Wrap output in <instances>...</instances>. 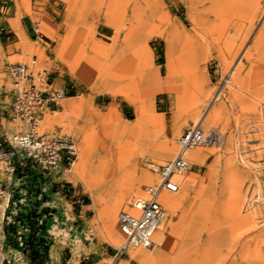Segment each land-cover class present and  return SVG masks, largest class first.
<instances>
[{"label":"rangeland","instance_id":"1","mask_svg":"<svg viewBox=\"0 0 264 264\" xmlns=\"http://www.w3.org/2000/svg\"><path fill=\"white\" fill-rule=\"evenodd\" d=\"M32 2L0 0V85L11 86L10 66L16 62L26 64L35 79L37 72L51 71L65 96L56 115L48 112L54 116L51 123L41 122L40 130L71 140L78 154L73 172L52 174L54 183L10 172L9 161L0 160V191L8 193L0 209V236L10 243L5 253L23 261L30 256L35 264L74 260L76 264H264V115L247 93L250 79L259 76L249 69L257 54L255 36L264 29V0H228L224 8L229 20L220 32H213L212 25L197 24L200 16L194 23L185 8L175 10L181 0H57L54 11L49 4L45 10V0H34L40 10L34 20L43 32L39 38L24 22L26 14H33ZM200 15L213 19L202 10ZM195 25L201 28L196 31L198 39ZM245 33L246 41L232 59L230 50ZM185 34L188 40L182 37ZM198 41L204 48H198ZM169 59L175 76L190 78L186 87L181 79L175 83L185 90L179 98L159 90L163 83L158 80L167 76ZM234 75L241 92L227 82ZM217 89L223 96H215ZM77 96L84 98L82 106L64 105L67 97ZM223 101L224 109L215 112ZM205 102L210 105L202 110ZM141 109L161 117L155 128L173 142L175 153L177 137L187 127L198 124L217 135L194 146L203 151L200 160L188 157L193 180L170 193L179 205L167 208L163 236L154 237L153 246H138L117 258L112 248L121 237L112 242L99 215L102 207L113 203L116 192L102 193L96 201L75 167L82 147L93 153L133 143L131 129L141 130L145 124ZM174 154L150 167L153 178L137 179L135 190L155 182L158 166ZM147 163L141 160V170ZM223 165L234 172L227 182L221 179ZM221 187L246 194L240 206L247 201L248 223L232 219L222 206L225 199L216 208ZM135 196L133 192L129 202L115 211L116 225L118 211L127 209ZM2 199L0 195V203ZM19 235L26 240L22 246L12 243ZM86 254L88 261L83 260Z\"/></svg>","mask_w":264,"mask_h":264},{"label":"bare ground","instance_id":"2","mask_svg":"<svg viewBox=\"0 0 264 264\" xmlns=\"http://www.w3.org/2000/svg\"><path fill=\"white\" fill-rule=\"evenodd\" d=\"M227 1L228 0H181V6L178 8H175V10L180 11L182 8H185V12L187 15L192 14L191 18L194 21V23L197 22V20L195 18L196 15L200 16V17H198L200 22L199 23L197 22V24L202 25V23H203L207 26L212 25L213 26L212 27L213 32H215L216 30L218 32H220L219 30L225 31V28H226L225 25H227L228 20H229L227 15H226L225 8H224L225 3H227ZM251 3H252V1H251ZM249 4H248V6L246 5L247 8L249 7ZM226 6H228V4H226ZM162 8H163L162 5H160L159 9H162ZM201 10L204 12H208L209 15L213 16V19L211 20L207 16H206L207 18L201 17V15H200ZM216 20H219L218 23L220 25L222 24L221 25V27L223 26L222 29L220 28V25L216 23ZM216 26H218L220 29H217L218 27H216ZM199 29H201V28H198V26L195 25L194 37H196V38L198 36L197 30H199ZM209 32H210V30H209ZM247 34L245 33L244 35L240 36V38H238L237 45H234L233 48L230 50L231 52L233 50L232 59L238 54L239 50L241 49V47L245 43L246 38H247ZM178 35H179V33L177 34V36ZM216 35H215V37H218ZM182 37H184V40L189 39L186 34H185V36H182ZM236 39H237V37H236ZM236 42H237V40H236ZM198 43H199V44H197L198 48H204V44L201 41H198ZM254 44H256L255 46L257 48V54H256L254 61L251 59L252 62H250V63H252V64H251V68L249 69V71L253 72L252 74H257L259 76L257 77V79H253V77L250 79V82H251L250 85L251 86H250V90H248L247 93L254 100V102L252 101L253 104L252 103L251 104L254 107H256V104L259 103L258 108L261 110V114L264 115V29L261 28V31H259L257 33V35L255 36V39H254ZM231 52H229V53H231ZM229 58H228V60H229ZM231 61L233 62V60H231ZM231 61H230V63H231ZM228 65H229V63H228ZM171 67H172L171 59H169L167 61V70H168L167 76L163 80L162 79L158 80L159 84L163 83V86H160L159 90H166L168 92H172L175 94V96L177 98H179L184 94L185 90L182 91L183 89L181 90L180 86L178 84L176 85L175 83L179 79H181L182 81H184V85H185V84L189 83L190 78H189V75H184L183 77L175 76L171 72ZM254 68H257V70L255 71ZM231 73L232 72L229 73V77H230ZM228 79H227V82H229V85H232L234 88H236V92L238 90L239 91L243 90L241 87L240 81L237 79V77L235 75L233 77L231 76V80L228 81ZM182 87H186V85L182 86ZM223 93L220 89H217L215 96H219V95L223 96ZM84 102H85L84 98H82L80 96L79 97L78 96L77 97H67L65 99V101H63L64 105H66V104L67 105H75V106H79V107L82 106L84 104ZM251 104H249V105H251ZM209 105H210V102H205V104H203V106H202V110H207ZM223 109H224V101L218 103V107L215 109V112L220 113ZM54 112L56 115V110ZM200 112H201V110H200ZM46 113L47 114H45L43 116V121H41V122L49 124L53 120L54 116L48 115V112H46ZM140 113H141L140 114L141 120L143 119L145 124H143V129H141V130L133 129V128L131 129L132 135L134 137L133 143H131L127 146L117 145L113 149L102 147L101 149L94 151L93 153L88 151L86 149V147H82L81 153L78 156L79 161L75 167V172L79 173L82 176V178L85 181V183L87 184L88 188L93 193L96 201H99L101 199L102 193H108L109 194V193H115L116 192L115 196H114L115 200L113 201V203H110L108 206L102 207L100 209L99 215L101 217L100 219H103V222H104L103 228L107 232L109 239L112 242L117 243V241L119 240L118 238L121 237L119 244H121V242L123 240V236H122L119 228L117 230L118 224L116 225L115 211L117 210V208H119V207L123 206L124 204H126L127 202H129L133 192L136 196H138L142 193V189L141 190H138V189L135 190L136 187H134V184H135V181L137 179L140 178L141 180H145V179L149 180V179L153 178L154 174L150 170V167H156L155 166L156 163L162 162L163 159H165L167 156L175 153V146H174L173 142L168 137H166V135H164L163 132H161V131L157 132V129L155 128L156 124H158V122L162 120L161 117L159 115H155L154 113H145L144 109H141ZM57 114H58V111H57ZM252 115L255 116V114H252ZM256 115H257V113H256ZM93 116L97 117L98 114L93 113ZM209 117H211V114H209ZM262 117H264V116H261V118ZM137 122H138V120H137ZM125 128H126V125H122L120 129L125 131ZM83 134H84V136L86 135L85 133H83ZM210 134L211 135H215V134L217 135V133L212 132V131L210 132ZM73 144H74V142H73ZM74 146L76 147L75 144H74ZM76 150H77V147H76ZM77 154H78V152H77ZM186 156H187V159L189 157V159H191V160H200L203 156V151L200 148L191 147L187 150ZM142 159H144L145 161L148 162L147 168L144 170H141V168H140V164H141ZM75 161H76V159H75ZM75 161H74L69 173L73 172V166L75 164ZM151 162H154V163L152 164ZM227 163H228V161H227ZM7 168H9V167L7 166ZM233 173L234 172L229 169L228 165H225V166L223 165V171L221 172V176H222L221 179H223L224 182H227L229 180V178H231ZM176 178L180 181V189H181L183 184H188L193 180V178H191V176L188 174V170L181 175H177ZM158 180H159V176L155 182H157ZM1 186L3 188H5L6 187L5 182H1ZM170 193H176V192H166V191L163 192L162 200H163L166 208H168V207L177 208L179 205V200L177 198H175L173 195H171ZM5 194L7 195V197ZM243 194L246 195L245 193H241L240 190H238L237 188L233 189V187H232V189H230V188H226V187H221L219 189L218 197L214 200L216 203V208H219V204L220 205L222 204V203H220L221 200L225 199L222 206L225 208L226 211L229 212L232 219H234L236 222L241 223V224L246 223V222L248 223V221L251 220V214L245 213L249 208V207H245L247 205V201H245L243 207L240 206L241 199L244 196ZM0 195L3 198L2 202L0 203V209H2L3 206L5 205L6 201L8 200V193L5 190H1ZM242 212H244V213H242ZM241 213H242V215H241ZM162 223L157 227V229L153 235V238L156 237L157 240H158V238L163 236V234H162L163 230L161 227ZM135 247H138V246H135ZM135 247H131L128 250H131ZM141 255H143V254H141ZM16 262H17V264L22 263V261L19 258H16ZM76 263H77V261L74 260L73 264H76Z\"/></svg>","mask_w":264,"mask_h":264},{"label":"built area","instance_id":"3","mask_svg":"<svg viewBox=\"0 0 264 264\" xmlns=\"http://www.w3.org/2000/svg\"><path fill=\"white\" fill-rule=\"evenodd\" d=\"M36 36H43L40 24L32 25ZM28 66L16 62L10 66L12 99L9 106V117L13 122L20 123L23 128L4 138L0 135V160L9 161L10 172H19L24 176L37 175L50 180V176L70 172L77 157L73 142L58 134L40 130L41 121L46 112H53L65 96L63 88L55 87L51 71L37 72L35 79L32 72H27ZM215 135L194 124L185 128L177 137L178 148L175 155L158 166L159 180L152 184H144L142 193L135 196L129 208L120 209L117 213L118 228L123 236L121 244L113 246L112 256L121 257L127 250L135 246L150 247L154 244L153 235L157 227L167 218L163 192H177L180 181L176 178L190 169L186 152ZM62 190H66L61 179L58 180ZM2 187V186H1ZM19 235L12 243L22 246L25 243ZM0 236V264H17L16 257L5 253V246H10ZM26 246V245H25ZM44 248V244L41 245ZM89 254L83 260L88 261ZM21 264H35L29 256Z\"/></svg>","mask_w":264,"mask_h":264},{"label":"crops","instance_id":"4","mask_svg":"<svg viewBox=\"0 0 264 264\" xmlns=\"http://www.w3.org/2000/svg\"><path fill=\"white\" fill-rule=\"evenodd\" d=\"M32 3L33 4H31V6L33 8V14H26L24 18V22L27 23L28 26L33 25V23L35 22L34 19L37 18L36 17V15L38 14L37 12L40 11L39 8H37V6L34 4V0ZM57 3H58L57 0H52V1L45 0L43 7L46 10L47 4H49L51 10L54 11ZM32 34L35 35L33 29H32ZM35 37L39 38V36L36 35ZM54 85L55 87L62 88L61 85L58 84L56 77L54 78ZM11 99H12V92L10 90V86L0 85V135L3 136L4 138L10 137V134L16 132L15 131L16 129L20 128L19 130H21L23 128V126L20 123L13 122L9 117V106L11 103Z\"/></svg>","mask_w":264,"mask_h":264}]
</instances>
